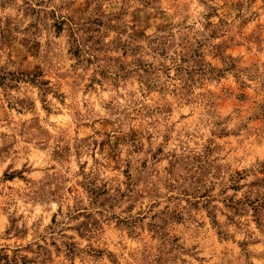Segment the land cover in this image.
<instances>
[{
  "label": "rangeland",
  "instance_id": "374dc122",
  "mask_svg": "<svg viewBox=\"0 0 264 264\" xmlns=\"http://www.w3.org/2000/svg\"><path fill=\"white\" fill-rule=\"evenodd\" d=\"M0 264H264V0H0Z\"/></svg>",
  "mask_w": 264,
  "mask_h": 264
}]
</instances>
